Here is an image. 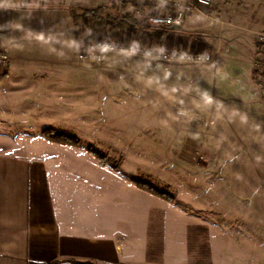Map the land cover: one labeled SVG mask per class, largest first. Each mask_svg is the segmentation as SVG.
<instances>
[{
	"label": "rangeland",
	"instance_id": "374dc122",
	"mask_svg": "<svg viewBox=\"0 0 264 264\" xmlns=\"http://www.w3.org/2000/svg\"><path fill=\"white\" fill-rule=\"evenodd\" d=\"M114 1L129 3L124 11L136 17L142 30L125 27L119 38L140 43L149 54L114 50L96 62L80 58L85 48L80 46L62 60L25 69L24 79L0 86L8 92H0V97L68 99L63 104L40 98L45 108L26 116L16 113V105L9 106L13 114L0 118V132L29 125L79 132L82 142L121 161L127 171L150 173L156 184H166L179 195L183 208L202 210L201 222L211 221L214 229H219L216 222L222 214L227 220L248 218L252 224L248 235L229 241L226 250L218 240L217 247L220 252L241 253L242 264H260L264 259V93L257 85L255 68V86L251 85L247 67L261 49L252 29L264 11V0H227L225 10L231 9V14L222 11L228 19L222 28L235 30L239 37L229 42L228 36L219 35L220 54L202 62L165 57V53L177 57L181 52L152 48L156 38L148 17L154 11L164 12L154 8L163 0ZM139 2L145 4L136 14ZM115 11H107L108 17H114ZM110 22L103 28L109 33ZM88 34L82 24L79 42ZM217 35L214 31L215 44ZM18 73L19 77L22 72ZM200 80L209 84L200 85ZM257 97L260 102L252 101ZM43 110L54 120L48 122Z\"/></svg>",
	"mask_w": 264,
	"mask_h": 264
},
{
	"label": "crops",
	"instance_id": "0c3cea01",
	"mask_svg": "<svg viewBox=\"0 0 264 264\" xmlns=\"http://www.w3.org/2000/svg\"><path fill=\"white\" fill-rule=\"evenodd\" d=\"M108 1L0 0V47L10 56L9 65H0V86L16 84L24 79L25 69L62 60L84 46L68 8H89ZM190 1L196 9L186 14L180 27L153 26L152 48L219 55V35L228 36L229 42L239 37L235 30L222 28L228 20L222 11L231 14V9L225 10L227 0H213L210 6ZM104 30L98 35H104ZM254 62L247 67L253 86ZM18 71L22 72L19 77ZM0 92L8 93L3 87ZM40 98L55 103L68 99L0 97V118L13 114L8 108L15 105L17 114H34L45 108ZM21 101L25 105H19ZM252 101L258 103L260 98ZM42 113L48 122L54 120L50 113ZM44 128L29 125L16 127L17 133L12 128L0 132V264H71L69 259L97 264H196L199 252L190 250L189 228L200 224L209 228L210 264H242L241 253L220 252L217 242L223 241L226 250L229 241L248 235L252 225L248 218L227 220L222 214L216 222L219 229H214L211 221L201 222L202 210L189 211L178 199L172 203L138 188L131 180L136 173L122 165L120 170L102 166L85 146L51 142L41 136ZM70 133L82 140L79 132ZM234 224L239 228L232 229Z\"/></svg>",
	"mask_w": 264,
	"mask_h": 264
},
{
	"label": "trees",
	"instance_id": "16d2710c",
	"mask_svg": "<svg viewBox=\"0 0 264 264\" xmlns=\"http://www.w3.org/2000/svg\"><path fill=\"white\" fill-rule=\"evenodd\" d=\"M129 3L117 4L114 0H111L107 3H101L94 7L89 8H78L75 6L69 7V11L80 30L82 24L87 27V32L91 35H98L101 30L109 22L111 26L110 35L114 40L119 38V31L125 27H128L133 32L142 33V30L139 26L138 20L132 15L129 11H124ZM117 5V6H116ZM111 8H114L115 15L114 17L109 18L107 11H110ZM41 136L51 142L71 145V146H85L88 152L94 156L102 166H113L115 169L120 170L121 161H117L114 157H111L101 149H98L95 145L86 144L84 145L80 138L76 135L58 130L55 128H44L41 131ZM131 180L136 184L140 189L146 190L158 197H161L172 203H177L176 195L170 191L168 186H159L156 184L151 177L146 175H133ZM189 241H190V250H197L198 257L196 259V264H210V245H209V228L206 225L200 224L191 226L189 228ZM71 264H97L93 260H78V259H69ZM58 261L53 262L52 264H58Z\"/></svg>",
	"mask_w": 264,
	"mask_h": 264
},
{
	"label": "built area",
	"instance_id": "2783aa9c",
	"mask_svg": "<svg viewBox=\"0 0 264 264\" xmlns=\"http://www.w3.org/2000/svg\"><path fill=\"white\" fill-rule=\"evenodd\" d=\"M142 1V0H137ZM202 4L211 5L213 0H199ZM163 4L154 5L155 9L158 7L164 9V12L157 13L154 11L148 17L149 24L156 27H180L188 12L196 9V5L190 0H163ZM140 5L137 6V13L142 12L143 4L139 2ZM153 8V9H154ZM152 9V10H153ZM154 9V10H155ZM255 39L261 45V49L258 50V55L254 62L255 74L257 85L261 88L264 93V14L260 21V26L254 30ZM85 46L84 51L79 54L80 58L90 61L99 62L103 59L104 54L109 51H119V52H129L132 54H149L147 49H144L140 43H128L125 40L118 38L114 40L110 33L105 31L104 35H91L88 34L85 41L83 42ZM107 49L106 51L104 49ZM260 51L263 53L260 56ZM165 57L178 58L184 61H211L215 57V54L203 51H182L177 57L172 54H164ZM10 56L5 47H0V64L9 65Z\"/></svg>",
	"mask_w": 264,
	"mask_h": 264
},
{
	"label": "clouds",
	"instance_id": "9594fccd",
	"mask_svg": "<svg viewBox=\"0 0 264 264\" xmlns=\"http://www.w3.org/2000/svg\"><path fill=\"white\" fill-rule=\"evenodd\" d=\"M104 50L106 51L107 49L105 48Z\"/></svg>",
	"mask_w": 264,
	"mask_h": 264
}]
</instances>
